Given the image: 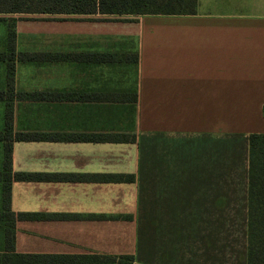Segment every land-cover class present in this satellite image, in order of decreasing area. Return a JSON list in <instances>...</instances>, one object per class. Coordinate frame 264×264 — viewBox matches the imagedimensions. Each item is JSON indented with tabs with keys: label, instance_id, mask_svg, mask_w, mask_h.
I'll return each mask as SVG.
<instances>
[{
	"label": "crops",
	"instance_id": "1",
	"mask_svg": "<svg viewBox=\"0 0 264 264\" xmlns=\"http://www.w3.org/2000/svg\"><path fill=\"white\" fill-rule=\"evenodd\" d=\"M13 17L18 53L138 57L16 60L17 93L137 96L15 100L16 134L135 138L15 139L13 174L74 177L12 181V211L40 216L16 221V252L247 264L249 139L264 133V0H198L196 13L184 15ZM2 154L0 144V168Z\"/></svg>",
	"mask_w": 264,
	"mask_h": 264
},
{
	"label": "trees",
	"instance_id": "2",
	"mask_svg": "<svg viewBox=\"0 0 264 264\" xmlns=\"http://www.w3.org/2000/svg\"><path fill=\"white\" fill-rule=\"evenodd\" d=\"M198 0H0V14H75V15H184L195 14ZM5 36L0 38V65L5 69V87L0 90L4 105V128L0 131L2 167L0 168L1 208L0 224L4 226V251L0 264H134L133 255L107 254H24L15 250L16 221L37 219L34 214H15L11 209L12 181L68 179L70 175H44L12 172L13 141L17 140H134L126 135L84 136L67 134L15 133V100L74 101V100H137L136 95H96L71 93L16 92V60H79V61H138L137 56L117 54H40L17 52L16 18H0ZM264 113V109H263ZM249 191H248V254L247 264H264V133L250 135ZM87 178L97 176H85ZM81 177V178H85ZM106 181H132L126 175H104Z\"/></svg>",
	"mask_w": 264,
	"mask_h": 264
},
{
	"label": "rangeland",
	"instance_id": "3",
	"mask_svg": "<svg viewBox=\"0 0 264 264\" xmlns=\"http://www.w3.org/2000/svg\"><path fill=\"white\" fill-rule=\"evenodd\" d=\"M18 17L17 18H26V19H36V18H71V17H86V18H106V17H121V18H130L129 16L131 15H75V14H16ZM2 17H11V15H5L3 16L0 14V18ZM2 30L0 28V38L1 37Z\"/></svg>",
	"mask_w": 264,
	"mask_h": 264
}]
</instances>
